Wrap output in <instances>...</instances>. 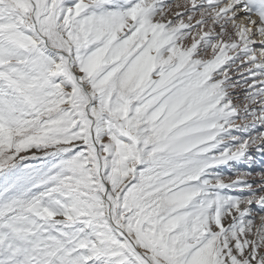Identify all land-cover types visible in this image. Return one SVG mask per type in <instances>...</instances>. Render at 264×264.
Wrapping results in <instances>:
<instances>
[{
    "label": "snow or ice",
    "instance_id": "snow-or-ice-1",
    "mask_svg": "<svg viewBox=\"0 0 264 264\" xmlns=\"http://www.w3.org/2000/svg\"><path fill=\"white\" fill-rule=\"evenodd\" d=\"M0 264H264V0H0Z\"/></svg>",
    "mask_w": 264,
    "mask_h": 264
},
{
    "label": "rangeland",
    "instance_id": "rangeland-1",
    "mask_svg": "<svg viewBox=\"0 0 264 264\" xmlns=\"http://www.w3.org/2000/svg\"><path fill=\"white\" fill-rule=\"evenodd\" d=\"M257 159H258V157H257ZM255 168H256L257 171L260 170V164H259V162H258L257 165L255 166Z\"/></svg>",
    "mask_w": 264,
    "mask_h": 264
}]
</instances>
